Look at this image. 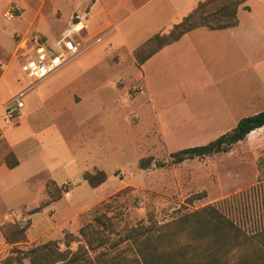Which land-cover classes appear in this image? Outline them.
<instances>
[{
  "label": "rangeland",
  "instance_id": "374dc122",
  "mask_svg": "<svg viewBox=\"0 0 264 264\" xmlns=\"http://www.w3.org/2000/svg\"><path fill=\"white\" fill-rule=\"evenodd\" d=\"M8 1L0 2V10L5 8L0 12V23L9 24L1 35L7 46L0 43V95L12 92L2 100L0 98V163L7 164L8 156L10 164L14 163V158L24 153L26 147L33 154L42 151L43 159L48 163L60 159L68 148L74 161L69 163L68 172L72 184L56 185L60 192L54 185L48 188L41 184V181L51 183L45 174L40 181L30 182L29 186L13 187L12 180L5 186L0 185V264H18L14 259L15 246L28 250L56 240L62 251L68 249L65 234L60 232L54 231L51 237L33 243L28 239L26 244L11 245L1 228L17 223L28 231L31 220H25L23 211L17 210L33 201V193L40 207L28 210L30 214L47 207L51 197L63 198L56 207V219H62L70 202H82L88 196L89 186L92 188L87 180L89 186L78 184L84 168H87L84 174L105 173V181L94 190L98 197H105L78 220L80 227L73 233L75 238L69 248L75 251L80 244L87 245V239L80 234L81 228L91 235L95 230L100 231L107 243L103 249L90 252L96 261L116 259L117 264H121L123 259L135 264V255L128 251L131 241H123L131 227L138 223L148 225L150 216L161 225L209 204L218 207L249 235L264 230V127L253 131L226 153L196 157L182 163L171 162L172 153L207 144L233 129L242 118L263 111L264 73L237 74L222 82L211 75L209 77L215 81L214 84L205 81L206 89L209 87L207 90H201L205 85L200 84L198 89L190 92L178 89L175 84H170L169 89L157 86L153 91L156 106L160 111L165 110L167 115L161 113L156 117L137 113L135 99H141L145 92L133 76L119 83L123 75L105 74L106 78L114 77L110 85L103 84L104 76H97L102 89L91 91L90 74L84 71L92 68L108 51L105 41L98 37L88 41L81 33L83 26L80 24L81 29L76 27L88 13L91 0H16L11 4ZM24 22V28L16 27ZM31 31L43 32L50 46L71 37L79 44L82 54L51 79L29 80L21 69V62L22 45ZM247 61L239 56V67L242 68ZM12 69L15 70L11 73L9 70ZM83 73L81 86L84 89L81 93L85 96L82 95V100L77 98V103L63 100L65 103L62 104V97L57 96L67 93L72 77ZM21 93L25 107L7 122L5 107ZM222 99H229L228 104L239 112L231 117V121H224L217 107L205 105L217 104ZM124 112L126 122L119 119ZM147 158H152L153 163L142 169L140 161ZM159 161L166 165L156 166L155 162ZM0 177L4 182V176L0 174ZM66 191H70L71 198H65ZM197 195L201 198L191 203V196ZM46 214L49 215L50 210ZM41 223V227L47 225L46 220L41 219ZM96 241L94 245H100ZM110 245L115 247L110 248ZM105 250L110 252H107L108 256L97 257ZM22 264L30 262L25 259Z\"/></svg>",
  "mask_w": 264,
  "mask_h": 264
},
{
  "label": "crops",
  "instance_id": "0c3cea01",
  "mask_svg": "<svg viewBox=\"0 0 264 264\" xmlns=\"http://www.w3.org/2000/svg\"><path fill=\"white\" fill-rule=\"evenodd\" d=\"M202 1L204 0H91L88 13L76 27L83 26L80 29L85 37L84 39L89 41L95 37L101 38L103 42L105 41L108 49L99 62L84 71V73L88 71L90 74L88 80L93 83L91 91L95 92L102 89L99 82H97V76L103 78L105 74L115 72L120 76H124V78H120L119 83H123L124 80L133 76L145 92L141 99L139 97L135 99V111L137 113L139 111L145 114H154L158 117L161 113L167 115V112L164 113L165 110H158L156 106L153 91L157 86L160 89H169L170 84H175L178 89L190 92L198 89L200 85H205L201 90H207L209 87L206 89V84L209 81H215L214 78L212 81V78L209 77L211 75L213 77L214 75L217 76L218 81L222 82L237 74L255 75L264 73V0H249L246 2L239 9L236 25L224 29L197 28L185 34L173 44L164 47L144 63H138L134 56V52L138 48L157 34L169 33L174 25L179 24ZM8 2L10 4L16 3V0ZM3 10H0V12ZM8 25L5 22L0 23V43L4 45L6 43L2 41L1 35L8 29ZM20 25L16 27L24 28L25 22ZM33 32L35 31L30 33ZM40 33L49 41L43 32ZM239 56L249 60L244 63L245 66L243 65L242 68L239 67ZM127 62L129 65H127ZM14 70L9 71L12 73ZM84 73L72 77L71 80L69 79L71 83L67 85L68 92L57 96V98L62 97V104L65 103L63 100L77 103V98L82 100L85 96L81 93L84 89L81 86V78ZM56 74L45 80L51 79ZM223 76H227V78ZM103 79L104 85H110L114 77ZM9 92L11 93L12 90ZM9 92H2L0 95L1 100ZM228 100L222 99L217 104L211 102V105L209 103L205 105L217 107L220 110L219 114L222 119L231 121V117L239 112L228 104ZM124 101L127 104L126 96ZM169 112L170 110H168ZM119 119L126 122L127 115H125V112L122 117L119 116ZM125 130L124 128V139L126 137ZM33 135L35 136V133ZM28 148L24 149V153L17 155L18 165L16 167L11 169L6 162L0 163V174L4 176V182L0 177V185L4 184L5 186L7 182L12 180L13 185L11 186L13 187L29 186L30 182L40 181L43 174L48 175L49 181L60 187L71 183L69 178L72 177L68 173L70 171L69 163L74 161V157L68 148L64 152V156L61 155L60 159H54L51 163L43 159L42 151L33 154L31 150H27ZM43 152L45 153V151ZM97 167L102 169L99 166ZM86 169H82L79 174L82 179L78 183L79 185H88L83 178ZM41 184L44 187L48 186L45 181H41ZM97 189L99 188L93 189L89 186L88 196L82 202H70L69 208L66 209L67 213L62 216V219H56V207L63 198L46 205L47 207L44 206L40 211L30 214L28 210L40 207L38 206V199L33 193V201L17 210L23 211L25 220H31L27 231L30 243L47 239L51 237L54 231L60 232V234H65L66 230L70 233H76V230L80 227V221L78 220L81 216L95 207L105 197H98L94 194V190ZM68 192L69 196L65 198H71L72 195L70 191ZM47 210H50L49 215L46 214ZM41 219L46 220L47 225L45 227H41Z\"/></svg>",
  "mask_w": 264,
  "mask_h": 264
},
{
  "label": "trees",
  "instance_id": "16d2710c",
  "mask_svg": "<svg viewBox=\"0 0 264 264\" xmlns=\"http://www.w3.org/2000/svg\"><path fill=\"white\" fill-rule=\"evenodd\" d=\"M249 0H204L184 18L174 25L167 34H157L134 52L138 63H144L164 47L173 44L185 34L200 28L224 29L237 24L239 9ZM264 127V110L254 115L242 118L230 131L207 144L181 149L171 154V162L182 163L189 159L203 156H213L226 153L237 143L244 141L253 131ZM9 157V156H8ZM9 168L18 165L17 158ZM153 163L152 158L142 159L140 167L146 169ZM158 167L165 162H155ZM85 180L92 188H96L106 179L104 172L97 174L85 173ZM50 184V185H49ZM48 188L60 189L54 182ZM200 196H191L190 202L200 199ZM52 198L46 205L59 201ZM149 224L138 223L131 227L124 235L123 241H131L128 251L135 255V264H264V230L249 235L231 219L226 217L218 207L209 204L200 209L186 213L175 220L158 225L153 217H149ZM7 243L11 245L26 244L27 228L19 224H7L1 228ZM80 234L87 239V245H79L73 251L70 243L75 238L73 233H65V243L68 249L62 251L59 242L51 240L46 243L23 250L13 248L14 258L18 264L28 259L30 264H117L116 259L105 262L96 261L90 255L97 249H103L107 243L104 234L95 230L89 234L81 228ZM96 240L100 245L95 246ZM112 245V244H111ZM110 245V248L113 246ZM115 247V246H114ZM109 251H101L97 257L108 256ZM13 259V258H12ZM10 260V259H9ZM121 264L126 263L122 259Z\"/></svg>",
  "mask_w": 264,
  "mask_h": 264
},
{
  "label": "built area",
  "instance_id": "2783aa9c",
  "mask_svg": "<svg viewBox=\"0 0 264 264\" xmlns=\"http://www.w3.org/2000/svg\"><path fill=\"white\" fill-rule=\"evenodd\" d=\"M10 14V11L8 12ZM71 37L57 41L56 46H50L45 36L41 33H29L22 45L21 69L26 78L40 82L56 74L69 64L78 55H81L80 46ZM23 93L6 106L7 122L17 117L25 104L22 100ZM66 197L69 192L65 193Z\"/></svg>",
  "mask_w": 264,
  "mask_h": 264
}]
</instances>
